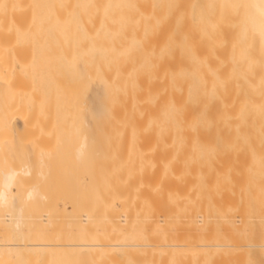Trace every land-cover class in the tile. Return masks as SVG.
I'll list each match as a JSON object with an SVG mask.
<instances>
[{"label":"bare ground","instance_id":"6f19581e","mask_svg":"<svg viewBox=\"0 0 264 264\" xmlns=\"http://www.w3.org/2000/svg\"><path fill=\"white\" fill-rule=\"evenodd\" d=\"M19 17L22 18L20 20L22 21L21 27L18 25ZM9 21L14 24H10ZM9 26L12 31L14 28L15 34L21 32L23 53L20 55L22 51L17 50L19 53L17 51L16 53L19 55H16V58L4 57L1 56L2 50H0L1 126H11L13 115L7 110V101L5 100L9 99L7 97L12 92V80L18 77L16 70L19 60L23 61L21 66L31 63L34 67H37L38 64L40 67L49 63L54 65V62L60 61L66 64H77V66L79 64L82 66H85L83 64L103 65L102 63L111 65L114 62H119L121 65L124 61H126L125 65H131V63L134 64L133 60L150 63L152 82H154L152 83L154 85V87L152 86L154 88L152 96L155 117L152 116L154 117L152 119L153 133L156 136H153V139L158 147L152 157L157 159H153L155 161L153 163L155 166L158 164V171L155 168L153 171H157V173H153L156 178L158 175L165 178V181H160L159 187L169 193V197L172 198L174 194H179V196H184L185 200H195V204L196 200H199L195 206L199 210H193V202H191L193 207L188 205L190 202H179L181 206L178 201H182L184 197L176 199L177 203L175 202L176 197L173 198L174 202L178 206L180 205L179 207H183L185 204V206L191 207V212L196 211L197 214L198 211L197 221L194 222L191 212L189 214L187 209L186 214H188H185V220L180 215V218L177 216L178 218L174 219L176 215L172 216V214L175 209L172 212L170 210L172 206L178 208L174 207L177 205L172 204L170 200L168 202L161 196L153 197L156 205L163 199L169 205V208L165 210L166 216L162 217L163 221H166L165 217L169 218L171 215L173 217H170L171 222L182 219L181 221L184 220L187 226L185 227L184 222H181V224L183 223L182 227L179 226L181 224L177 225L179 227L177 235H175L176 238L180 237L177 242V239L174 240L175 237H171L173 234L170 232L172 229L175 232L177 227L170 224L169 219L166 228L167 234H171V236L169 238L165 234V237H167L166 241L169 239L171 241L162 243L157 241V237L155 240L154 235L150 240L162 243L160 245L156 243L160 250L161 248L166 249L167 253L171 252L173 256L176 253L175 260L177 262L184 261L182 257L184 254L181 255L182 252H179L178 248L186 249L192 253L200 251L205 255L213 252L220 253L221 257L224 254L221 251L234 249L236 258L231 255L233 251L229 253L230 250H228L227 252L230 257L233 256L236 259H234L235 261L239 259L238 264L241 262L244 264L243 261L246 264L247 257H252V264H264V0H0V34L4 28ZM5 33L11 34L6 30ZM10 38H14V36H9V41H13ZM0 43H2L1 39ZM17 49L19 48L17 47ZM42 71L48 75V71ZM31 73L34 79H38L42 74L40 71L38 72V69ZM66 93L68 92L66 91ZM8 112L11 116L7 114ZM21 113L24 115L23 111L15 114H19L21 117ZM27 114L32 116L29 112ZM27 114L25 113V116ZM33 118L36 120L37 116L35 115ZM65 129L63 142L66 145V158L71 163L77 186L81 187L83 182L89 186L93 139L77 124H70ZM54 154L56 153L54 152ZM2 167L0 166V264L1 262L6 264V259H12L7 264H21L26 258L25 254L22 255L26 252L22 253L23 249L30 250V253L33 249L34 252L37 249H48L50 251H47V257L52 263L53 259L51 260V258L57 257L55 259L59 262L65 257L60 256L58 248H63L61 250L65 251H61V253H66L68 250L69 252L74 251L76 256L79 253L78 249L83 251V254L87 253V256L91 254L95 256L99 252L104 255L106 251L118 249L123 250L127 257L128 255L140 257V255L138 256L139 249L145 248L144 246H152L139 244V242L112 243L111 240L114 241V239L110 240L111 243L98 240L50 243L37 239L38 234H41V229H45L43 226L46 225H42V228L37 230L39 231L36 233L38 237L33 241L30 238V233H26L30 239L25 242L22 237L23 222H25L23 213L25 211L22 210L28 202L42 201L45 196L40 192L41 190L39 191L41 188H37L36 184L24 192L23 190L18 194L15 192L20 189H17L18 176L30 174L28 165L15 167L16 169L11 166ZM36 173L42 180L45 179L48 173L45 164H42ZM158 182L159 180L156 181V184ZM22 183L23 181H21ZM163 183L165 184L163 185ZM82 188L85 190V194H90L84 186ZM171 194L173 195L171 196ZM162 196L165 197V193ZM158 199L162 200L159 202ZM158 206L162 207L161 204ZM230 210L234 211L232 212L235 214L232 215L233 219L229 216L231 212L228 214ZM210 211L214 212L212 215L216 213L219 216L217 219H220L222 227H218L221 228V231H210L209 233L206 232V229L195 231L197 229L193 228V225L201 226L206 221L207 212ZM199 212L203 215H200ZM154 213L156 212L153 211L152 217L155 216ZM47 214H43V218L41 216L42 223L49 224L50 219ZM30 215L27 216L31 218L32 215ZM34 217L38 218L36 215ZM47 217L49 220L46 219ZM80 218L84 224L88 222L90 216L85 213L80 215ZM209 218L213 219L214 217ZM31 219L29 220L34 221L33 217ZM160 220L156 223L163 222ZM196 222H200V224ZM229 223L232 225L231 229L228 228ZM162 224L164 227L165 223ZM168 224L173 226H171V230ZM180 227L187 233L181 231ZM187 227L189 230L186 229ZM127 229L129 228H126V231ZM211 229L210 225L209 230ZM246 235L247 242L244 243L242 239ZM46 237L48 238V236ZM106 240L108 241L107 238ZM66 248L68 249L66 250ZM239 250L242 252L239 257H243L245 252L248 254L247 257L245 255L246 261L245 258L237 257ZM92 251L97 253L93 254ZM81 252L78 254L79 256L82 254ZM167 253H165L166 256ZM107 254L109 253L107 252L105 255ZM20 255L24 258L19 257ZM164 255L161 258V260L164 259L163 261L166 259ZM27 256L29 261L32 260L30 257H35ZM107 256L113 257L114 254L110 253ZM177 256H180L179 260ZM229 256L228 258H230ZM20 258L21 260H18ZM89 258L90 261L94 259ZM224 258L225 263H222H228V259ZM257 259H261V261L256 262ZM26 260L24 259L29 263ZM41 260L44 261L42 257ZM112 260H115V257ZM187 260L185 264H190L188 263L189 255ZM231 260L229 259V261ZM46 261L44 262L46 263ZM137 261L141 260L138 258L135 262L137 263ZM218 261L220 264V260ZM111 262L110 264H112ZM177 262L174 261V263ZM123 263L118 262V264ZM166 263L167 261L164 262V264ZM235 263L237 264V262Z\"/></svg>","mask_w":264,"mask_h":264},{"label":"rangeland","instance_id":"374dc122","mask_svg":"<svg viewBox=\"0 0 264 264\" xmlns=\"http://www.w3.org/2000/svg\"><path fill=\"white\" fill-rule=\"evenodd\" d=\"M20 20H22V18L18 19L19 26L22 22ZM10 21H12V19H10ZM10 24L13 25L14 22H10ZM5 30L6 32H10L11 34H4ZM20 33L21 32L19 31L18 34H15L14 28L12 31L11 26L6 27V29L4 28V31H2V33L0 34V39L2 40V43H0V50H2L1 56H12L16 58V55H19L18 53L20 51H22L20 52V55H22L23 47ZM8 35L10 37L14 36V38H10V40L13 39V41H9ZM18 43L21 45H19ZM17 47L19 49H17ZM16 51L18 53H16ZM21 62L23 61H18L19 66L17 67L18 69L16 68V74L18 75V77L12 80V92L9 93L10 96L8 95L7 97L9 99L5 100L7 101V110L11 112V115L13 116L11 119L10 127H4L0 125V166L1 168H3L2 166H6V168L7 166H11L12 168H19L22 165H28L30 174H27L25 176H18L19 183L17 184V189H20L18 191L15 188V192H17V194L19 192L21 193V190H23L24 192V190L36 184L37 188H41L39 189V191L41 190L40 192H42L45 196L42 201L28 202V204H26L27 202L25 203L26 206L24 207V210H22L23 212L25 211L23 213V219L25 220V222H23L24 231H22V237L24 238V241L26 242L27 239L29 240L30 238L33 241V239L38 237L39 235L37 239H42L50 243H69L76 241L81 242L82 240L84 242H92L98 240L99 242L107 243L139 242V244H147L152 246H144L146 249L143 247V249H139L138 256L140 255V257H137L136 255H128V257H133L132 259L131 257L128 258L123 250L118 249L106 251L104 255L103 253L95 252L97 253L95 256L92 254L90 256H87L88 254L86 252L85 253L87 255L83 254V251L81 252L80 249H78L79 253H82L80 254V257L78 255L79 253L76 256V253L74 251L69 252L68 250L66 251L67 254L63 253L65 252L61 250L63 248H58L60 249V256H65L63 258L61 257L62 259L58 258L59 260L61 259L59 262L56 261L57 257H55L56 259L50 257V252L49 257L51 258V260L53 259L52 263L50 259L48 260L47 251H50L48 249H37L38 251L35 250L37 253L33 251L34 249L31 251V253L29 252L30 250L23 249L22 253L23 251H28V253L25 252L22 254H25L26 258H24V256L22 257V255H20L19 257L26 260L28 258L27 255L35 256L34 254L36 253L35 257H30L32 258L31 261H29V259L26 260L29 261L30 264H36V261L37 264H44L46 258L48 262L46 261L45 264L49 262V264H110L111 261L112 264H118V262H124L123 264H164L165 261H167L166 264H185V262L188 261L187 257L189 255L190 260L188 263L190 264H219L218 260H220V264H224V257L228 259V263L226 264H236L235 262H237L238 264L239 259L235 261L236 253H234V251L236 250L234 249H226L225 251H221L222 253L224 252V254H226L228 250H230L229 253L233 251L231 255H234L235 258H233V256L230 257L229 253L227 252L228 256L230 257L228 258L227 254L225 256L224 254H222L223 256L221 257L219 251V254L213 252L212 254L208 253L207 255H205L200 251H195L192 253L191 251H188L186 249L178 248L179 250H177L179 252H182L181 255L184 254L185 256H182L184 261L179 260V257L181 255L179 257L177 256L179 260V262H177L175 260L176 253H173V256L171 252L167 253L166 249L163 250L161 248L160 250V247L158 248L157 246V244L160 245L165 242L167 243V241L169 240L171 241V239L166 241V238H170L171 236V234H167L168 232L166 228V223H168L170 217L176 215V217L174 216V219H176L180 215L181 218H184L187 211L190 214V210L192 209L188 205H192L195 200H185V197L182 195L179 196V194H174L172 198L169 197V193L165 192L161 187H159L160 181H165V178L162 175H160L161 177L158 175L159 177L157 176L156 178V175L153 173L155 172L153 171L155 168L157 170L158 164L155 166V161L153 159L156 158L152 157L154 151H157L156 148L158 147H156L157 143H155L156 141L154 142L155 139H153V136H156L153 133L154 125L152 119L155 117V114H153L154 100L152 96V91L154 90V85H152V83L154 82H152L153 76L151 75L152 71H150L152 69L150 63H147L149 64L147 65L145 62L133 60L134 64L131 63V65H125L126 61H121V65H119V62H114L115 64L111 63V65L102 63L103 65L83 64L85 66H82V64H79L80 66H77V64H66L60 61L54 62V65H52L53 63L51 65L49 63L45 66H42L41 64L42 67H40V65L38 64L39 66L37 65V67H34L31 63L23 64L21 66ZM35 69L36 71L38 69V72L40 71V73H42H39L41 77H39L38 79H34V77H32L31 72ZM42 70L48 71V75L46 73L44 74V71ZM66 91L68 93H66ZM68 97H70L71 99ZM63 98H65V100H63ZM20 111H23L24 113V115L21 113L22 118L19 114H15L19 113ZM9 112L7 114L11 116ZM27 112H29L30 115L32 114V116H29ZM25 113L27 114L26 116ZM35 115L37 116V121L35 120V118H33ZM70 124H77L82 131L87 132L93 139V156L91 172L89 175V186H87L86 182L82 183V186H84L86 191L88 190L90 194H85V190L82 188V186H77L71 163L69 162L68 158H66V145L63 142V136L66 130L65 128ZM54 152L56 154H54ZM155 154L157 155V153ZM42 164H45V168L48 169L47 176L43 180L40 178V176L38 177V173H36ZM157 171L155 173H157ZM160 173L161 172L159 171V174ZM153 174L155 177L153 176ZM157 179L159 180L158 184H156V181H158ZM153 180L155 182H152ZM21 181H23L22 184ZM24 184L27 185L25 186ZM164 184L165 183H163V185ZM161 193H165V197L162 196ZM172 195L173 194H171V196ZM155 196L158 198L161 196L164 199H167L168 202L170 200L172 204H174L175 202L177 203L176 199L179 200V198L181 199L184 197V200L182 199V201H178V204L181 205V203L183 202H190V204L187 205L188 207L185 206V204L183 207H179L180 205L178 206L175 203L177 206L174 207L182 209L181 211L183 215H181L182 213L179 214V212H181L180 209L173 208L172 206L170 212L175 209L177 210V213H175L174 210L173 214L171 213L172 216L170 215L169 218L165 217L166 221H163L164 218L162 217L165 215V210L169 208V205L163 198L162 202H160L162 199L160 201L159 199L157 200L160 202L159 204H161L162 207L158 206L159 204L156 205V201L153 198ZM173 198H175V202ZM198 201L199 200H196V204L194 203V207L192 205L193 210H199V208L195 207L199 203ZM159 207L161 208L160 211L158 209ZM153 211L158 214V217L156 216V213H154L155 216L152 217ZM45 212L48 213L47 215L50 219V221H48L49 224L44 222L43 224L41 221L42 219H40L43 214L46 215ZM195 212H191V217L193 218L194 222L195 220L197 221L198 218V211L197 214ZM210 212H207L206 217L204 216L206 221L203 223L205 224L202 223L201 226H196V224L194 223L195 226L193 225V228L195 227V229H197H194L195 231H201L205 229L208 233L210 231H221V228L219 229L218 227H222L220 219H217V217L219 218V216L216 213L212 215L214 212ZM232 212L234 211H228V214L230 213L229 216L231 218L234 214H232ZM85 213H87V215L89 214L90 218L88 219V222L83 224L80 220L82 219L80 218V215ZM26 214L28 216L31 214L32 216H30L31 218H34V221H31L32 219ZM166 214L168 215V213ZM35 215L39 218V220L38 218H36L37 220L35 219ZM160 215L162 219L160 218ZM200 215H203V213ZM48 217L46 219H48ZM209 217H216V220ZM159 220L160 222L163 221L165 223L164 227L166 229L162 227V225H164L162 224L163 222L160 224L156 223ZM181 220L182 219H177V221L172 220L171 222L170 219L169 223L173 226L176 225L177 227V229H175L176 227L174 226L175 232L173 229L172 231H170L173 226L168 224V227L170 229L168 231L173 234L171 237H175L174 240L177 239V242L180 240H178V238L180 237L176 238V233L178 227H182L183 223L181 224V222H184L185 218L183 221ZM196 223L200 224V222ZM67 224H69V227L67 226ZM185 224L186 223L184 222V225ZM209 224L212 227L211 230H209ZM37 225H39L40 227H38ZM42 225H46L43 226V228L45 229H41V234L37 235L36 233H39V231L37 230H39V228H42ZM202 225L204 226L202 227ZM186 226L187 224L185 225V227ZM228 226L227 227L231 229L232 225L230 223L228 224ZM27 227H29L30 230ZM31 227H33L34 229ZM126 228L129 229H127L126 231ZM186 229L189 230V227H187ZM181 231L185 232L184 229H182ZM28 232L30 233V238H28ZM202 232L205 233V231ZM165 234L167 237H165ZM52 235L54 236V238L52 237ZM46 236H48L49 239ZM158 236L161 237L159 238ZM152 237L154 239L157 237V241H161L162 243L150 240L152 239ZM106 238L108 239V241L106 240ZM51 239H53L54 241H52ZM111 239H114V241ZM242 240H244V243H246L247 235L244 236ZM67 249L68 248H66V250ZM51 250L53 251V249ZM61 251L63 252L61 253ZM56 252L58 253V250H56ZM107 252L109 253L107 255H110L111 253V255L114 254V256L112 257L105 255ZM52 253H54V251ZM165 253H167V256ZM239 253L237 254V257L242 254V252L240 254ZM43 254L44 256H42ZM98 254H100V256H97ZM150 255L151 257H149ZM153 255L155 259H153ZM163 255L166 256L164 257L166 258L165 261H163L164 259L161 260ZM245 255L246 257L248 256V254H246L245 252L244 256L240 257L245 258ZM41 257L44 261L41 260ZM89 257L94 259H91L90 261ZM111 257H115V260H112ZM123 257L124 260L122 261ZM21 258L18 260H21ZM35 258L36 261L34 260ZM138 258L141 261H137L136 263L135 260H138ZM231 258H233V260H231ZM249 258L247 257V261L246 258L244 259L246 261V264H252V257ZM24 259L22 263L27 264L28 262H25ZM229 259L231 261H229ZM6 260L7 263H10L12 261V259ZM54 260L57 263H55ZM214 260H216L217 263H215L216 261L214 262ZM258 260L261 261V259H257L256 262ZM14 261L16 262V260ZM174 261L177 263H174ZM2 263L4 264V262H1V264ZM18 263L20 262L18 261ZM243 263L245 264L244 261Z\"/></svg>","mask_w":264,"mask_h":264}]
</instances>
